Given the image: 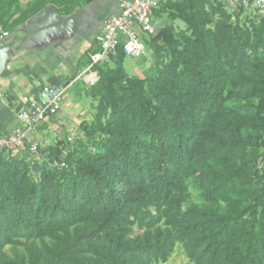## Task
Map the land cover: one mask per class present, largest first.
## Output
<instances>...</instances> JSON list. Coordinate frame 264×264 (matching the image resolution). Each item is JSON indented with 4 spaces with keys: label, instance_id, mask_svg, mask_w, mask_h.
<instances>
[{
    "label": "trees",
    "instance_id": "1",
    "mask_svg": "<svg viewBox=\"0 0 264 264\" xmlns=\"http://www.w3.org/2000/svg\"><path fill=\"white\" fill-rule=\"evenodd\" d=\"M92 1L0 0V33ZM224 1L157 0L184 27L145 39L142 78L122 44L92 67L84 141L47 148L64 169L0 156V264H165L176 244L191 264H264V10Z\"/></svg>",
    "mask_w": 264,
    "mask_h": 264
},
{
    "label": "crops",
    "instance_id": "2",
    "mask_svg": "<svg viewBox=\"0 0 264 264\" xmlns=\"http://www.w3.org/2000/svg\"><path fill=\"white\" fill-rule=\"evenodd\" d=\"M30 1L20 0V5ZM117 13L118 0H93L70 16L60 17L53 9H46L13 31L3 32L0 136L17 126L16 116L24 108L21 99L36 96L46 84H70L67 91L74 89L67 98L63 96L57 114L29 135L40 146L41 156L55 143L53 135L71 133L88 116L81 106V93L85 95L96 73L87 70V60L96 48L95 38L104 23Z\"/></svg>",
    "mask_w": 264,
    "mask_h": 264
},
{
    "label": "built area",
    "instance_id": "3",
    "mask_svg": "<svg viewBox=\"0 0 264 264\" xmlns=\"http://www.w3.org/2000/svg\"><path fill=\"white\" fill-rule=\"evenodd\" d=\"M224 3L229 11L243 9L245 12L250 7L264 10V0H225ZM156 5L157 0H118V13L108 18L95 38L97 50L89 56L87 70L102 65L120 44L126 57H140L147 46L145 39L154 36L159 29L153 16ZM4 36L5 33H0V40ZM96 80L97 76L89 82L90 86ZM69 87L70 84H46L39 88L36 96L23 97L24 108L16 116L17 126L7 135L0 136V156H15L27 151L36 161L45 162L49 169H64L66 166L60 159L51 158L47 152L41 156L40 146L33 143L29 135L57 114Z\"/></svg>",
    "mask_w": 264,
    "mask_h": 264
},
{
    "label": "rangeland",
    "instance_id": "4",
    "mask_svg": "<svg viewBox=\"0 0 264 264\" xmlns=\"http://www.w3.org/2000/svg\"><path fill=\"white\" fill-rule=\"evenodd\" d=\"M25 0H23L24 2ZM256 11L253 7H250V12L249 14H251V16L253 14H255ZM165 21V23H168L167 20L164 19H155V23L157 26H160L161 23ZM169 24V27L175 31H177L178 29H182L184 26L180 21H175L173 24ZM171 25V26H170ZM147 38V37H145ZM153 60H154V55L152 54V52L147 48L144 51V53L138 57V58H131V57H125L123 59L122 62V68L124 73L129 76V77H137V78H142L144 73L149 70V68L152 66L153 64ZM139 72V73H137ZM74 88H70L66 95L64 94V97L67 98L68 94L70 92L73 91ZM86 93V91H85ZM86 95V94H85ZM83 93H81V106L84 107V109L89 113L88 116L81 121L78 126H75L72 130L71 133H63L61 135L55 134L53 135L54 139L53 141L56 143L58 141L62 142L65 144V147L70 149L71 147H77L79 142H83L84 140L81 137V133L79 131V125L84 122V123H90L91 119H92V114H93V109H92V100L85 96ZM64 98V99H65ZM54 143V144H55ZM27 162L29 163L30 167H32L31 170V176L35 177V173L38 171H36L35 168L36 166V162L39 164H41V162H38L35 160V157L32 156L30 157ZM46 165V164H45ZM189 205L192 204H198V199L195 193L191 192V198L188 202ZM7 250V254H8V248ZM165 264H191L188 259L185 257L184 252H183V248L180 244H176L174 251L172 253V255L170 256V258L168 259V261Z\"/></svg>",
    "mask_w": 264,
    "mask_h": 264
},
{
    "label": "water",
    "instance_id": "5",
    "mask_svg": "<svg viewBox=\"0 0 264 264\" xmlns=\"http://www.w3.org/2000/svg\"><path fill=\"white\" fill-rule=\"evenodd\" d=\"M46 9H53V10L55 11V9L52 8V7H48V8H46ZM46 9H45V10H46ZM32 19H34V18H32ZM37 170H39V169H36V171H37Z\"/></svg>",
    "mask_w": 264,
    "mask_h": 264
}]
</instances>
